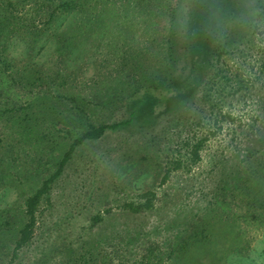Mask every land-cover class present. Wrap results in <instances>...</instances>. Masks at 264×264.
Masks as SVG:
<instances>
[{"label": "rangeland", "instance_id": "374dc122", "mask_svg": "<svg viewBox=\"0 0 264 264\" xmlns=\"http://www.w3.org/2000/svg\"><path fill=\"white\" fill-rule=\"evenodd\" d=\"M196 1L0 0V264H264V0L219 7L234 44L216 64L169 69L171 23ZM166 70L170 103L131 116ZM125 121L75 148L17 247L71 143Z\"/></svg>", "mask_w": 264, "mask_h": 264}, {"label": "trees", "instance_id": "16d2710c", "mask_svg": "<svg viewBox=\"0 0 264 264\" xmlns=\"http://www.w3.org/2000/svg\"><path fill=\"white\" fill-rule=\"evenodd\" d=\"M231 1L226 4L228 5L227 7L230 8L226 9L225 15L227 12L233 11V9H231V6L233 2L237 0ZM226 2L228 1L197 0L194 3H191L188 6V9H186V16L182 18V25L174 24L175 22L171 23V29L169 30V46L167 48V60H169V63L172 65L169 69L175 70L176 66H184L183 62H186L191 66L190 68L194 71V73L199 74V71H197V69L198 67H200V65H208V63L212 60L213 64H216V62L219 61L223 55L229 52L234 44V41L232 38L227 37L225 34L223 35L222 23L225 22L219 20V18L221 17V11L219 10V7H223ZM72 4H74L73 1L63 3V5L66 7L71 6ZM8 15L10 16L4 6H1L0 38L2 37V34H4V28L9 25L10 18L8 17ZM181 51H184V56L180 54ZM9 62V59L3 54L2 51H0V68L2 66L4 67L3 69H5V71L8 70V67L10 66ZM262 65H264V63ZM173 71L171 72L166 70L164 81H159L153 86L141 87L136 90L137 92L134 93L131 98L127 99L128 110L131 116L134 114V112L130 113V109L133 110V108H135L134 105L150 106L151 111H158V109L160 110L170 103L169 98L173 97V94L180 89L179 84L177 85L179 78L172 75ZM262 73L264 74V68H262ZM168 77L173 78L167 79ZM260 84V88H262V90L264 91V76L262 77ZM191 85L192 82L189 86ZM212 86L213 85H211V87ZM208 92L210 93V91ZM205 95H207V93H205ZM207 101L213 105H216V102H212L209 100ZM123 124H129V121L113 124H101L96 128H91L89 131L85 132L71 143L63 159L61 160L56 173L45 182H43L41 188L26 200L25 214L27 217V222L24 225L23 229L20 231V237L17 242V247H21L28 243L36 221V209L41 199L47 195L50 184L61 174L64 165L71 158L75 148L82 145L85 141L96 140L100 138L106 131L114 130L122 126ZM255 132L258 134L256 136V139L258 140V142L262 143L264 140V129H259ZM255 132L252 134L254 135ZM200 144H202V141L198 142V144H195V156H197L198 154V148ZM128 206L133 212H139L143 208H148L149 204L147 202L135 208H133L132 205Z\"/></svg>", "mask_w": 264, "mask_h": 264}]
</instances>
